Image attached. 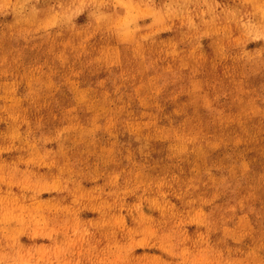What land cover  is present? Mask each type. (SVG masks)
I'll use <instances>...</instances> for the list:
<instances>
[{
  "label": "rangeland",
  "instance_id": "obj_1",
  "mask_svg": "<svg viewBox=\"0 0 264 264\" xmlns=\"http://www.w3.org/2000/svg\"><path fill=\"white\" fill-rule=\"evenodd\" d=\"M0 264H264V0H0Z\"/></svg>",
  "mask_w": 264,
  "mask_h": 264
}]
</instances>
